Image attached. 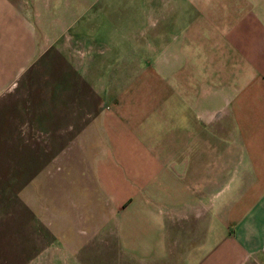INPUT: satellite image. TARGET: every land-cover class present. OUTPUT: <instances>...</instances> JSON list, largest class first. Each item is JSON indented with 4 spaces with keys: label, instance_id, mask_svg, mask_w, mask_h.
<instances>
[{
    "label": "crops",
    "instance_id": "1",
    "mask_svg": "<svg viewBox=\"0 0 264 264\" xmlns=\"http://www.w3.org/2000/svg\"><path fill=\"white\" fill-rule=\"evenodd\" d=\"M48 52L92 77L122 252L148 264L175 237L182 264H264V0H0V99ZM52 245L41 264L84 262Z\"/></svg>",
    "mask_w": 264,
    "mask_h": 264
},
{
    "label": "rangeland",
    "instance_id": "2",
    "mask_svg": "<svg viewBox=\"0 0 264 264\" xmlns=\"http://www.w3.org/2000/svg\"><path fill=\"white\" fill-rule=\"evenodd\" d=\"M85 59L81 66L90 70L95 61ZM109 66L93 71L95 84L107 81ZM70 69L48 52L0 99V264H30L37 256L41 264L50 244L81 264H141L116 245L114 214L94 183L102 141L86 138L94 135L99 99L92 77ZM80 102L85 107L75 106ZM168 238L164 257L148 264H182L187 242Z\"/></svg>",
    "mask_w": 264,
    "mask_h": 264
}]
</instances>
